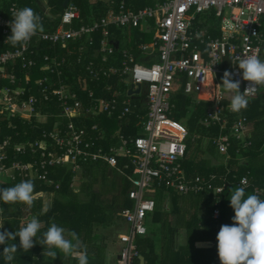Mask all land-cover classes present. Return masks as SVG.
Returning a JSON list of instances; mask_svg holds the SVG:
<instances>
[{
	"label": "built area",
	"instance_id": "2783aa9c",
	"mask_svg": "<svg viewBox=\"0 0 264 264\" xmlns=\"http://www.w3.org/2000/svg\"><path fill=\"white\" fill-rule=\"evenodd\" d=\"M13 7L19 9L12 4L10 12ZM212 10L222 20L223 35L220 38L200 39V43H197L201 37L191 31L194 20L198 14ZM227 11H230L229 16ZM81 17V8L69 0L55 29L38 31L25 44L0 55V78L16 85V88L0 87V114L5 107L9 117L19 116L28 120L39 116V105L54 98L60 104L54 128L44 131L40 139L13 143L8 138L0 143V176L9 179L16 176L37 178L53 185L48 178V168L51 167L67 166L76 174L84 163L102 162L117 170L130 183L128 197L133 201L132 207L119 213L128 229L118 235L121 247L118 264H139L141 255L136 241L147 234L146 217L154 212L156 205L151 193L158 186L164 185L168 190L185 195L212 192L217 203L225 191V185L216 184L221 178L215 174L187 179L183 161L190 133L186 125L171 118L175 107L171 102L173 95L181 90L185 95L195 96L198 102L211 103L203 124L206 127L218 125L223 131L230 127L228 133L220 134L213 141L220 153L228 152L233 138L243 142L244 146L251 145L250 140L244 141L249 135L247 119L239 116L230 123L228 113L233 112L229 105H224L228 97L217 86L219 83L215 76H223L226 70L239 71L235 66L237 58L245 54L259 50L260 58L264 56L261 33L264 28V0H168L138 11L127 9L122 3L117 12L112 9L98 20L76 26ZM150 20L155 22L153 42L140 45V50L147 54L150 61L140 63L128 50H122L117 62L119 49L115 47V41H111V28H138ZM10 21L0 16V32L7 37L11 35L8 27ZM229 22L233 27L228 26ZM97 33H101L94 54L97 61H88L84 70L92 82L107 81L103 91L109 93L108 96H97L93 91L87 94L70 92L62 84L61 78L66 69L81 65L84 58L81 54L72 63L67 61L64 54H55L43 57L42 69L48 71L50 76L37 79L40 96L23 98L26 88L21 83L29 84L30 77L25 75L18 78L9 73L6 69L9 64L20 62L24 69L36 67L38 48H34L35 43L60 47L69 55L73 54L71 43H82L79 51L84 53L94 46V35ZM202 44L206 45L205 49L200 47ZM120 62L121 65H118ZM154 67L156 71L152 72ZM115 78L118 81L113 83ZM119 82L127 84L129 90L132 88L133 91L140 86V92L130 96L143 92L147 100L146 115L140 121L144 134L133 139L126 137L119 126L136 106L133 109L126 101L123 110L116 115L121 96ZM247 83L241 80V91ZM261 89H264V85H257L256 91L248 99L256 98ZM102 116L115 119L111 132L107 131L108 126L96 122ZM48 118V115L40 116L38 121L45 124ZM89 121H93L91 125ZM10 148L16 157L33 155L37 158L34 162H21L16 158L11 166H6L4 163ZM246 178L247 185H241L240 180L238 186L248 188L250 182ZM255 192L262 197L264 188ZM38 196H43V193ZM219 216L220 210L217 208L213 217L217 219Z\"/></svg>",
	"mask_w": 264,
	"mask_h": 264
},
{
	"label": "trees",
	"instance_id": "16d2710c",
	"mask_svg": "<svg viewBox=\"0 0 264 264\" xmlns=\"http://www.w3.org/2000/svg\"><path fill=\"white\" fill-rule=\"evenodd\" d=\"M14 1H18L22 7H31L41 17L43 30H53L58 26L65 2V0H0V15L9 16L10 4ZM42 1L47 2L45 6L49 7V13H45L42 8ZM70 1H74L80 6L84 22L88 23L102 14L100 4L92 3L89 0ZM152 3V0H140L139 4L147 6ZM141 33L140 29L132 30L135 41L141 37ZM5 37L0 33V54L19 46L13 47L10 44H5ZM39 50V62L42 55L63 54L60 47H49L45 43L41 44ZM134 52L138 55L135 47ZM21 64L20 62L9 64L8 72L16 74L18 78H23L27 69H23ZM42 66L43 63H39L37 68L31 70L33 79L31 87L34 86V80L46 76L41 71ZM70 71V69L65 70L67 74H70L68 73ZM72 71H77V69L74 68ZM54 78L56 80L55 76ZM114 83H116L115 80ZM9 84L8 81H2L0 86ZM101 84L105 85L104 80ZM23 85L24 81L21 83V86ZM90 87L98 88L97 85ZM96 93L98 96L101 95L99 90H96ZM171 102L175 105L171 118L186 125L190 133L183 161L187 174L189 176L198 173L202 175L217 174L221 180L225 179V182L217 181V184L223 183L222 185H225L226 188L219 203L212 192L189 194V197L194 198L182 201L181 197H174L169 204L163 199H154L155 210L146 217L147 234L138 237L136 241L138 250L140 255L145 258L146 264H221L216 237L222 225H231L233 222L234 210L230 206V189L237 187L241 178L246 176L249 178L250 186L245 188V198L248 194H255L257 189L264 188V92L261 91L255 99L249 100L247 108L241 110V113L239 112L253 123L252 144L244 146L233 138L231 147L225 154L220 153L213 142L220 135L221 128L218 125L206 127L203 124L210 107L209 102L200 101L198 103L192 96L185 95L181 90L173 95ZM41 112L52 114L49 115L48 122L45 124L39 123L36 118L28 122L19 117L10 118L7 121L0 117V143L7 138H12L13 142L18 143L36 141L41 138L44 131L52 130L57 119L56 115L60 113V104L57 99L54 98L46 102L42 106ZM137 114L132 117L134 124L139 120ZM235 115L237 113H228L230 123L233 122ZM92 122L89 121V125ZM96 122L105 124L108 126L107 131L111 132L115 119L102 116ZM229 128L224 132L228 133ZM7 153L8 159L4 164L11 166L16 155L12 148L8 149ZM33 159L34 157L31 155L19 158L21 162H34ZM241 159L245 161L240 164ZM79 172V179H76L75 173L67 166L48 168V178L53 181V185L46 184L37 178L16 176L14 179H5L0 176V189L12 187L24 180H31L35 186L34 200L31 205L5 204L0 201V208L3 209L0 213V221L1 226H4L0 231L15 232L22 224L33 216H37L42 222V228L37 233V240L42 237L43 232L50 224L55 222L57 225L77 233L82 245L86 246L88 264H115L109 260L111 253H115L110 247L118 243L117 236L123 233L121 228L125 231L128 229L123 227L119 213L133 205V201L127 195L129 183L118 174L117 170L109 168L102 162L84 163ZM118 176L123 180L124 186L119 195L108 199L105 195L107 183L112 178L117 179ZM99 179L103 182L99 183ZM98 184H101L99 186L102 188L97 190ZM40 193H43V196H38ZM45 194H53L52 203L47 209L44 205ZM262 199H264V194ZM217 208L220 210V216L215 219L213 215ZM181 229H184L183 232ZM197 242H201V246H205V242H211L214 243V247L198 248L196 247ZM15 243L19 245L18 237ZM3 247L0 245V253L3 252ZM57 251L56 259L44 257V249L36 243L29 251L18 248V252L10 264H78V259L74 256ZM0 264H8L2 254H0Z\"/></svg>",
	"mask_w": 264,
	"mask_h": 264
},
{
	"label": "clouds",
	"instance_id": "9594fccd",
	"mask_svg": "<svg viewBox=\"0 0 264 264\" xmlns=\"http://www.w3.org/2000/svg\"><path fill=\"white\" fill-rule=\"evenodd\" d=\"M11 17L12 20L8 25L11 35L6 38V44L13 47L23 45L38 31H43L42 19L31 7L20 9L13 7ZM228 26L233 27L230 22ZM258 51L238 57L235 66H238L239 71L234 73L226 70L222 83L217 85L229 95L228 107L232 112L239 113L246 109L249 103L248 97L256 91V86L264 85V60L260 58ZM151 71L155 72L156 68ZM241 80L248 82L243 91H241ZM247 183L246 177L241 179V185L246 186ZM34 187L31 180H24L12 187L2 188L0 201L5 204L31 205L34 200ZM222 190L218 189V191ZM245 196V187L230 189V206L234 210L233 222L231 225H222L216 237L221 264H264V199L257 194H248L246 198ZM2 211L3 209L0 208V213ZM3 227L0 226V229ZM41 228L42 222L37 216H33L15 232L0 231V245L4 246L0 254L3 255L4 260L10 264L18 248L29 251L38 243L44 249V257L56 259L59 250L65 255L77 258L78 264H88L86 246L82 245L75 231L67 230L52 222L37 240V233ZM17 237L19 245L15 243Z\"/></svg>",
	"mask_w": 264,
	"mask_h": 264
},
{
	"label": "crops",
	"instance_id": "0c3cea01",
	"mask_svg": "<svg viewBox=\"0 0 264 264\" xmlns=\"http://www.w3.org/2000/svg\"><path fill=\"white\" fill-rule=\"evenodd\" d=\"M90 2H92V3H96V4H100V8H101V11H102V14H101V16L99 17H97V18H94L93 20H98V19H100L101 17H103V16H105V15H107L108 14V12L109 11H111L112 9L114 10V11H118V9H119V6L122 4V3H124L125 4V6H126V8L127 9H130V10H133V11H138V10H140V9H142V8H145V7H148V6H151V7H153V6H156L157 4H162V3H164V2H166V1H168V0H152L153 1V3L152 4H150V5H147V6H140V0H89ZM12 4H15L19 9L20 8H23L21 5H20V3L18 2V1H14V2H12L11 4H10V7H9V16H6V15H0V16H4V17H6V18H8V19H10V20H12V17H11V12H10V8H11V6H12ZM41 5H42V8L44 9V11H45V13H49V7L48 6H45V5H47V2L46 1H42L41 2ZM79 6V5H78ZM80 7V6H79ZM64 9V8H63ZM219 19L220 18H218L217 16H216V14H215V10H212V11H207V12H205V13H202V14H198L197 16H196V18H195V20H194V23H193V26H192V29H191V31L194 33V34H199L200 35V37L201 38H199L198 39V41H197V43H200V39H205V40H207V39H211V38H220V37H222V35H223V32H222V30H221V27H222V20L220 19V21H221V25H219ZM93 20H91V21H93ZM90 21V22H91ZM90 22H88V23H90ZM85 23H87V22H84L83 20H82V17H81V21H78L77 22V24H76V26H80L81 24H85ZM196 24V25H195ZM145 26H147V28H145ZM134 29H140V31L142 32L141 33V37H139V38H137L136 39V41L134 40V38H133V35H132V30H134ZM46 30V29H45ZM152 30H154V33L156 32V30H155V22H154V20H150L148 23H144V24H142L140 27H138V28H131V27H126V28H121V29H117V28H115V27H112L111 28V33H112V36H111V41H115L114 42V45H115V43H118V49H119V52H117V54H116V57H118V60H117V62L118 61H120L119 60V58L121 57L120 56V53L122 52V50H128L135 58H136V60L138 61V62H140V63H146V62H148V61H150V59H148L147 58V54H145L143 51H141L140 50V45L141 44H143V43H146V44H151L152 42H153V39L151 40V41H147V39H146V35H145V32H149V31H152ZM2 35H4V36H6L5 37V41H6V38H7V35H5V34H3L2 32H0ZM261 33H262V36H263V38H264V28H262V30H261ZM217 34H219V35H217ZM100 38H101V33H97V34H95L94 35V39H95V44H94V46H92V47H90V48H87L85 51H84V53H81L80 51H79V49H80V47L82 46V43H71V46H70V48L72 49V51H73V54L72 55H69V54H67L64 50H62L63 51V54H64V57H66L67 58V61H69V62H72V63H75L76 61H77V59H78V57L82 54V56H83V58H84V60H83V63L81 64V65H75V66H73V67H71V68H68V69H70L71 71L70 72H68V73H70V74H67L66 72L63 74V76H62V78H61V82H62V84H64V85H66V87L69 89V91L70 92H75V93H79V92H82V93H84V94H87V92L88 91H93L94 92V94L96 95L97 93H96V90H99L100 92H101V95L100 96H102V97H105V96H108L109 95V93H106V92H104L103 91V89L105 88V86H106V83H107V81H104V84L105 85H103V84H101V83H103V81H101V82H92V81H90V79L87 77V75H86V72H85V70H84V65L88 62V61H97V58L94 56V54H95V51H96V49L98 48V46H99V41H100ZM125 38H127V39H125ZM123 39H125L124 40V43H125V45H122V40ZM6 44V43H5ZM21 45H19V46H17L16 48H18V47H20ZM36 46V47H35ZM40 47H41V44L40 43H35L34 44V48H38V50H37V54H36V59H37V62H38V66H39V63H43V65H44V62H43V57L45 56V55H48V54H45L44 56L42 55V59H41V61L39 62L38 61V59H39V57H40ZM134 47L136 48V51H138V55H137V53L135 54V52H134ZM200 47L202 48V49H205V47H206V45L204 44H202V45H200ZM16 48H14V49H16ZM117 48V47H116ZM14 49H9V50H14ZM9 50H6V51H9ZM5 52V51H4ZM4 52H2V53H4ZM1 53V54H2ZM0 54V55H1ZM50 56H52V55H50ZM264 57V56H263ZM157 59V57H155V60ZM116 61V60H115ZM16 63V62H15ZM15 63H13V64H15ZM11 65V64H10ZM118 65H121V62H120V64H118ZM9 66V65H8ZM8 66L6 67V69L8 68ZM38 66H36V67H33V68H29V69H27L26 70V72H25V75H28L29 77H30V82H29V84H26L25 82H24V87L26 88V94L24 95V99H26V98H28L30 95H35V96H40V91H39V87H38V85H37V79L36 80H34V86L33 87H31V83L33 82V79H32V74H31V70L32 69H34V68H37ZM44 67V66H43ZM43 67H41V71H43V74L44 75H46V76H50V73L48 72V71H44V69H42ZM74 68H76L77 69V71H72ZM24 69V68H23ZM68 69H66V70H68ZM7 71H8V69H7ZM72 72H75V73H72ZM9 73H12V72H9ZM12 74H14V73H12ZM16 75V74H15ZM25 75H24V77H25ZM17 76V75H16ZM18 77V76H17ZM82 77V78H81ZM114 80L117 82L118 80H117V78H115V79H113V83H114ZM2 81H6V80H3L2 78H0V83H2ZM91 85H97V89H94V88H91L90 86ZM7 86H9V87H11V88H16V85H14V84H9V85H7ZM101 86V87H100ZM118 86H119V89H120V93H121V96L119 97V99H118V110L116 111V115L117 114H119L122 110H123V107H124V105H125V102L127 101V100H125V99H123V96L125 95V94H128V96H130L129 95V87L127 86V84H124V83H121V82H119L118 83ZM0 87H4V86H0ZM261 91H263L264 92V89H261L260 90V92ZM259 92V93H260ZM106 93V95H103V94H105ZM226 95V98L228 97V99H226V101H224V105H229L230 104V99H229V95L228 94H225ZM98 96V95H97ZM192 98H194L195 100H196V98H195V96L194 97H192ZM255 99V98H254ZM87 101V99L86 98H84V102H86ZM249 100H251V99H249ZM128 102V101H127ZM196 102H198L197 100H196ZM199 103V102H198ZM45 104V103H44ZM43 104V105H44ZM128 104V103H127ZM43 105H39V107H38V113H39V116L37 115H35V116H33L31 119H26V121H28V122H30V121H32L33 119H39L40 118V116H46V115H52V114H43L42 112H41V110H42V106ZM136 107H135V109H134V105L131 103V107H133V109H134V112L133 113H131L130 115H128L126 118H125V120H124V122L122 123V124H120V129H121V131L126 135V137H128L129 139H133V138H135L136 136H138L139 134H144V129L142 128V126H141V124H140V121H141V117H143L144 115H146V111H147V107L145 108V109H143L142 107H137V105H135ZM210 107H211V103H210ZM209 107V108H210ZM208 108V109H209ZM0 109H1V105H0ZM136 113H138L137 114V118L139 119L138 120V122L136 123V124H134L133 122H132V117H133V115H135ZM233 113H235V112H233ZM241 113V112H240ZM240 113H237V115H235L234 116V118H233V120H235L236 118H238L239 116H244L245 117V115H242V114H240ZM0 117H2V119L5 121H7V120H10V118L11 117H9V115H8V113H7V111H6V108L4 107L3 108V113H1L0 114ZM17 117H19V116H17ZM15 118V117H14ZM20 119H22V117H19ZM246 119H247V125H248V137H246L245 139H244V141H247V140H250L251 141V134H252V131H253V123H251V122H249V120H248V118L247 117H245ZM24 120V119H23ZM39 122V121H38ZM222 133H225L222 129H221V133L220 134H222ZM8 139V138H7ZM12 139V138H11ZM241 142V141H240ZM13 143H18V142H13ZM242 144H243V142H241ZM251 144H252V141H251ZM24 156H27V155H22V156H17L16 158L17 159H19L20 157H24ZM31 156H33V155H31ZM34 157V159L33 160H36V158L37 157H35V156H33ZM245 160H243V159H241L240 160V164L241 163H243ZM213 162H216L215 160H213ZM184 166V165H183ZM184 172H185V175H186V177H187V179H193V177H195L196 175H201V176H209V175H212V173L211 174H208V175H202V174H194V175H192V176H189L188 174H187V172H186V170H185V168H184ZM79 173L80 172H78V173H76L75 174V177H76V179H79ZM214 174V173H213ZM215 175H217V174H215ZM246 177H248V176H246ZM8 179V178H7ZM101 182H103L101 179H99ZM221 181H223V182H225V179L224 180H221V179H219L218 180V182H221ZM127 182V181H126ZM127 183H129V182H127ZM239 183V182H238ZM216 184H217V182H216ZM219 184H223V183H218L217 185H219ZM129 185V190L131 189V185H130V183L128 184ZM123 180L121 179V177L120 176H118V178L117 179H114V178H112V179H110L109 181H108V183H107V188H106V192H105V195L107 196V198L108 199H112V197L114 196V195H119L120 194V191H121V189L123 188ZM237 187H240V186H237ZM225 188H226V186H225ZM129 190H128V192H129ZM158 190H162V191H167V192H175V193H177L178 195H180V197L181 196H188V195H185V194H182V193H179V192H177V191H173V190H168L164 185H161V186H158L157 187V189L155 190V192L154 193H151V195H152V197H153V195H155L156 194V192L158 191ZM76 191H78V190H76ZM255 194H257L256 192H254ZM127 195H128V193H127ZM258 195V194H257ZM259 196V195H258ZM260 197V196H259ZM48 199L49 200V202L48 203H46L45 202V199ZM52 198H53V194H51V195H48V194H45L44 195V205H45V209H47V207L52 203ZM176 198H178V197H176ZM261 199L263 198V196L262 197H260ZM118 200V199H117ZM172 200H173V198L172 199H168V200H166V203L167 204H169V202L171 203L172 202ZM182 201V200H181ZM120 217V216H119ZM121 221H122V223H123V227L126 229V228H128V225L122 220V218H121ZM127 231V230H126ZM125 231V232H126ZM117 240H118V236H117ZM198 243V242H197ZM211 243V242H210ZM201 243H198L196 246H198V248L201 246L200 245ZM213 244V246L212 247H214V243H212ZM201 247H204V246H201ZM211 247V246H210ZM120 244L119 243H117L115 246H113V247H110V249L112 250V251H115V253H111V255H110V257H109V260L111 261V262H114L115 264H118V256H119V252H120Z\"/></svg>",
	"mask_w": 264,
	"mask_h": 264
},
{
	"label": "rangeland",
	"instance_id": "374dc122",
	"mask_svg": "<svg viewBox=\"0 0 264 264\" xmlns=\"http://www.w3.org/2000/svg\"><path fill=\"white\" fill-rule=\"evenodd\" d=\"M229 14H230V11H227V16H229ZM219 25H221V21H220V19H219ZM145 28H147V26H145ZM145 35H146V39H147V41H151L152 39H153V36H154V30H152V31H147V32H145ZM125 39H127V38H125ZM125 39H123L122 40V45H125V43H124V40ZM261 59L262 60H264V57H261ZM222 77L223 76H221V75H216L215 76V80L219 83V85L222 83ZM145 89H146V87H145ZM221 90H222V92L224 93V94H227V93H225L224 91H223V89L222 88H220ZM193 97V96H192ZM123 99H125V100H127L130 104L132 103L134 106L135 105H137L138 107H142L143 109H145L146 107H147V100H146V98H145V96H144V93L142 92L140 95H135V96H128V94H125L124 96H123ZM216 163H218V161H216ZM111 177H112V175H111ZM6 179V178H5ZM101 181L99 180V183H100ZM101 186V184H98V186H96V189L98 190V189H100V188H102V187H100ZM105 188V187H104ZM174 197H180V195H178L177 193H175V192H167V191H162V190H158L157 192H156V194L155 195H153V197L152 198H154V199H163V200H168V199H172V198H174ZM194 197H189V196H181V200H185V199H193ZM45 202L46 203H48L49 202V200L46 198L45 199ZM0 226H1V221H0ZM183 230L184 229H181V232H183ZM125 230L123 229V228H121V232H124ZM209 244V243H208ZM207 243H205V246L204 247H208V248H210V246L212 247L213 246V244L212 243H210L211 245H208ZM197 247V246H196ZM201 247V246H200Z\"/></svg>",
	"mask_w": 264,
	"mask_h": 264
},
{
	"label": "water",
	"instance_id": "95a60500",
	"mask_svg": "<svg viewBox=\"0 0 264 264\" xmlns=\"http://www.w3.org/2000/svg\"><path fill=\"white\" fill-rule=\"evenodd\" d=\"M68 2H69V0H65V2L63 4V8H65L67 6ZM115 47L118 48V43H115ZM139 92H140V86L135 91H133V89L131 88L129 90V95H131V94H138ZM208 245H211V244L209 243ZM139 264H146V261H145V258L144 257L140 256V258H139Z\"/></svg>",
	"mask_w": 264,
	"mask_h": 264
}]
</instances>
